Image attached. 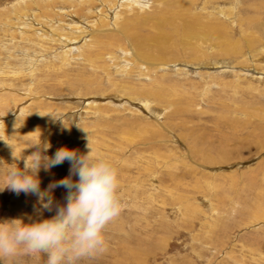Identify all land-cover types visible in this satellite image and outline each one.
<instances>
[{"label":"rangeland","instance_id":"obj_1","mask_svg":"<svg viewBox=\"0 0 264 264\" xmlns=\"http://www.w3.org/2000/svg\"><path fill=\"white\" fill-rule=\"evenodd\" d=\"M126 1L0 0V133L25 156L39 135L48 156L89 136L116 167L107 250L78 264H264V0ZM68 168L41 169V189ZM39 208L0 191V220Z\"/></svg>","mask_w":264,"mask_h":264},{"label":"clouds","instance_id":"obj_2","mask_svg":"<svg viewBox=\"0 0 264 264\" xmlns=\"http://www.w3.org/2000/svg\"><path fill=\"white\" fill-rule=\"evenodd\" d=\"M22 137L9 136L5 130L0 133V140L11 148L12 158L11 163L0 159V191L31 194L40 208L37 218L29 216L27 222L23 218L0 220V258L23 254L46 257L44 264H78L82 258L103 254L107 250L106 227L122 210L118 173L111 159L96 151L89 136L86 152L62 146L48 156L45 153L51 145L39 135L35 141H25L27 147L36 149L25 156L23 150L17 154L10 143V139ZM65 162L68 174L41 189V169L49 172ZM57 188L65 192L63 203L54 200ZM53 209V215L40 218L44 210Z\"/></svg>","mask_w":264,"mask_h":264},{"label":"bare ground","instance_id":"obj_3","mask_svg":"<svg viewBox=\"0 0 264 264\" xmlns=\"http://www.w3.org/2000/svg\"><path fill=\"white\" fill-rule=\"evenodd\" d=\"M128 1V0H127ZM127 1H126V3H127ZM143 1V0H142ZM142 1H141V4H142ZM147 1V0H146ZM122 2V1H121ZM133 2V1H132ZM129 4V3H128ZM145 5V4H144ZM38 6V5H37ZM124 6H125V4H124ZM127 6V5H126ZM90 7V6H89ZM116 7H118V6H116ZM130 7V6H129ZM128 7V8H129ZM146 7V6H145ZM38 8V7H37ZM110 10V9H109ZM121 10V9H120ZM94 11V10H93ZM104 12V11H103ZM75 13V12H74ZM93 13V12H92ZM97 14H98V12H96ZM112 13V12H111ZM176 13V12H175ZM104 14V13H103ZM102 14V15H103ZM118 14V13H117ZM112 15V14H111ZM70 16V15H69ZM181 16V15H180ZM30 17V16H29ZM45 17V16H44ZM185 17V16H184ZM31 18V17H30ZM47 18V17H46ZM70 19H71V17H69ZM73 18V17H72ZM114 18V17H113ZM120 18V17H119ZM126 19V18H125ZM130 19V18H129ZM191 19V18H190ZM49 21H50V19H48ZM73 20H75V19H73ZM120 20V19H119ZM131 20V19H130ZM176 20H177V18H176ZM193 20V19H192ZM32 21H34V20H32ZM179 21V20H178ZM205 21V20H204ZM36 22V21H35ZM108 22V21H107ZM114 22V21H113ZM185 22V21H184ZM28 23V22H27ZM111 23V22H110ZM116 23V22H115ZM114 23V24H115ZM78 24H80V23H78ZM118 23H116V25H117ZM200 24V23H199ZM258 24V23H257ZM261 24V23H260ZM14 25V24H13ZM41 25V24H40ZM68 25V27H70L69 26V24H67ZM66 25V26H67ZM98 25V24H97ZM103 25V24H102ZM115 25V26H116ZM176 25V24H175ZM184 25V24H183ZM220 25V24H219ZM19 26V25H18ZM26 26V25H25ZM28 26V25H27ZM32 26H34V25H32ZM43 26V25H42ZM60 26V25H59ZM58 26V27H59ZM178 26V25H177ZM199 26V25H198ZM257 26V25H256ZM46 27V26H45ZM61 27V26H60ZM187 27H189V25L187 26ZM196 27V26H195ZM255 27V26H254ZM263 27V26H262ZM18 28V27H17ZM20 28V27H19ZM22 28V27H21ZM33 28V27H32ZM43 28V27H42ZM47 28H49V27H47ZM184 28V27H183ZM220 28V26L218 27V26H216V25H213V29H214V31L211 33L210 31H212L211 29H208L209 30V33L211 34V35H215L216 34V32H217V34H219V32H218V29ZM39 29V28H38ZM60 29V28H59ZM64 29V28H63ZM86 29V28H85ZM188 29V28H187ZM190 29V28H189ZM224 29V28H223ZM252 29V28H251ZM255 29V28H254ZM253 29V30H254ZM16 30H18V29H16ZM40 30V29H39ZM60 30H62V28L60 29ZM71 30V29H70ZM100 30V29H99ZM111 30V29H110ZM28 31V30H27ZM53 31H56L55 29L53 30ZM63 31V30H62ZM64 31H66V30H64ZM63 31V32H64ZM98 31V30H97ZM109 31V30H108ZM158 31V30H157ZM259 31V30H258ZM44 32V31H43ZM70 32V31H69ZM159 32V31H158ZM173 32V31H172ZM183 32H184V30H183ZM182 32V33H183ZM245 32V31H244ZM49 33V32H48ZM87 33V32H86ZM207 33V32H206ZM243 33V32H242ZM51 34H52V32H51ZM65 34H66V32H65ZM82 34V33H81ZM161 34H162V37H163V39H165V40H169V36L166 34V33H164V32H161ZM205 34V33H204ZM216 34V35H217ZM224 34H226V33H224ZM46 35V34H45ZM56 35V34H55ZM55 35H53V36H55ZM61 35V34H60ZM117 35V34H116ZM191 35V34H190ZM195 35V34H194ZM202 35V34H201ZM229 35V34H228ZM110 36V35H109ZM185 36H187V35H185ZM184 36V37H185ZM205 36V35H204ZM203 36V37H204ZM227 36V35H226ZM46 37H48V36H46ZM62 37V36H61ZM101 37V36H100ZM107 37V36H106ZM113 37V36H112ZM117 37V36H116ZM137 37H139L138 35H137ZM201 37V36H200ZM216 37H218V35L216 36ZM114 38V37H113ZM195 38V37H194ZM258 38V37H257ZM116 39V38H115ZM142 39V38H141ZM187 39V38H186ZM98 40V39H97ZM103 40H105L104 38H103ZM137 40V39H136ZM170 40H171V38H170ZM201 40V39H200ZM208 40V39H207ZM254 40H255V38H254ZM70 41H71V39H70ZM101 41V40H100ZM141 41V40H140ZM149 41V40H148ZM164 41V40H163ZM222 41V40H221ZM232 41V40H231ZM143 42V41H142ZM145 42V41H144ZM238 42V41H237ZM106 43V42H105ZM163 43V42H162ZM171 43V42H170ZM173 43V42H172ZM199 43V42H198ZM229 43V42H228ZM235 43V42H234ZM84 44V43H83ZM98 44V43H97ZM165 44V43H164ZM200 44V43H199ZM141 45V44H140ZM224 45V44H223ZM102 46V45H101ZM100 46V47H101ZM167 46V45H166ZM171 46V45H170ZM227 46H228V44H227ZM100 47H98V48H100ZM104 47V46H103ZM148 47V46H147ZM150 47V46H149ZM160 47V46H159ZM223 47V46H222ZM238 47V46H237ZM166 49H167V47H165ZM100 49H103V48H100ZM148 49V48H147ZM153 49V48H152ZM226 49V48H225ZM145 50V49H144ZM215 50V49H214ZM143 51V50H142ZM160 51V50H159ZM166 51V50H165ZM145 53V52H144ZM153 53V52H152ZM194 53V52H193ZM224 53V52H223ZM161 55H162V53H161ZM160 55V53L158 52V54H156V56L155 57H158V59H161L162 60V58L163 59H165V54L163 53V55L161 56ZM147 56H150V57H152L151 55H149V54H147ZM168 56V55H167ZM171 56V55H170ZM143 57V56H142ZM145 57V56H144ZM143 57V58H144ZM172 57V56H171ZM195 57V56H194ZM165 61H166V59H165ZM217 61V60H216ZM215 61V62H216ZM220 61V60H219ZM219 61H218V63H219ZM222 61V60H221ZM220 61V62H221ZM106 62V61H105ZM166 63V62H165ZM168 63V62H167ZM217 63V64H218ZM155 64V63H154ZM157 64V63H156ZM163 65V64H162ZM168 65V64H167ZM157 66V65H156ZM122 68V67H121ZM158 68H159V66H158ZM119 70V69H118ZM138 70V69H137ZM122 71H123V69H122ZM125 72V71H124ZM144 90V89H143ZM140 91V90H139ZM150 91V90H149ZM139 93V92H138ZM154 93V92H153ZM159 93V92H158ZM160 93H161V91H160ZM149 94V93H148ZM155 95H156V92H155ZM154 95V96H155ZM152 96V95H151ZM142 98V97H141ZM146 98V97H145ZM148 101V100H147ZM150 101V100H149ZM250 105V104H249ZM253 105V104H252ZM254 106V105H253ZM252 106V107H253ZM255 107V106H254ZM250 114V113H249ZM125 130V129H124ZM124 132V131H123ZM124 134V133H123ZM145 134V133H144ZM153 138V137H152ZM152 141V140H151ZM149 143V142H148ZM227 152V151H226ZM223 153H225V152H223ZM226 154H228V153H226ZM224 155V154H223ZM220 156H221V154H220ZM222 157V156H221ZM224 158V157H223ZM215 159V158H214ZM215 160H217V159H215ZM214 161V160H213ZM218 161V160H217Z\"/></svg>","mask_w":264,"mask_h":264}]
</instances>
